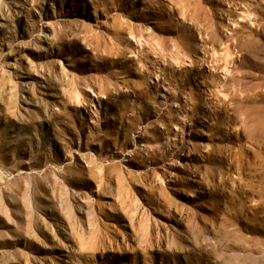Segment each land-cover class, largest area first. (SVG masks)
<instances>
[{"label": "rangeland", "instance_id": "374dc122", "mask_svg": "<svg viewBox=\"0 0 264 264\" xmlns=\"http://www.w3.org/2000/svg\"><path fill=\"white\" fill-rule=\"evenodd\" d=\"M0 264H264V0H0Z\"/></svg>", "mask_w": 264, "mask_h": 264}]
</instances>
